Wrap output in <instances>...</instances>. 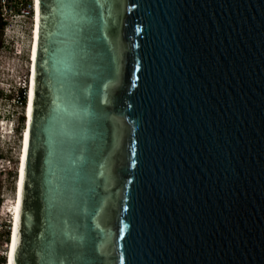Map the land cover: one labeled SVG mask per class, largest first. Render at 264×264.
Wrapping results in <instances>:
<instances>
[{
    "label": "water",
    "instance_id": "water-1",
    "mask_svg": "<svg viewBox=\"0 0 264 264\" xmlns=\"http://www.w3.org/2000/svg\"><path fill=\"white\" fill-rule=\"evenodd\" d=\"M32 65L11 264H264V0H37Z\"/></svg>",
    "mask_w": 264,
    "mask_h": 264
},
{
    "label": "built area",
    "instance_id": "built-area-1",
    "mask_svg": "<svg viewBox=\"0 0 264 264\" xmlns=\"http://www.w3.org/2000/svg\"><path fill=\"white\" fill-rule=\"evenodd\" d=\"M35 6L37 13V0H0V70L20 72L17 75L16 83H14V86H11V89H14L11 100L15 105L19 106L21 110L19 113L21 121L17 123L16 120V122L11 121L10 123L15 129L17 128L18 135L21 132L23 124L22 109L26 101L27 90L25 89V83L28 81L27 66L31 64L30 52L32 48L34 24L36 30ZM14 62H18V64L12 67ZM19 64L21 66H19ZM0 123V125H2V122ZM16 155L17 149L12 159L0 157V179L2 175H9V177L11 175L13 184L16 170ZM9 216L10 215H8L7 226H5L6 234L3 237V251H0L3 262L0 264H4L5 262L6 242L9 233ZM4 223L6 222L4 221Z\"/></svg>",
    "mask_w": 264,
    "mask_h": 264
},
{
    "label": "rangeland",
    "instance_id": "rangeland-1",
    "mask_svg": "<svg viewBox=\"0 0 264 264\" xmlns=\"http://www.w3.org/2000/svg\"><path fill=\"white\" fill-rule=\"evenodd\" d=\"M18 64V62H14L12 67ZM19 66H21L19 64ZM20 73V72H19ZM18 71H3L0 70V153L2 157L7 159H12L15 156V152L19 145V135L17 128L11 132L10 127L11 122L9 120L17 123L19 120L20 107L15 105L11 98L14 94V89H11V86H14L16 83ZM8 82V83H7ZM18 118V119H17ZM9 122V123H8ZM1 124V123H0ZM16 125V123H15ZM12 133V134H11ZM17 156V155H16ZM17 163V160H16ZM15 182V177H14ZM11 180V175H2L0 179V251H3V237L6 234L7 219H8V208L10 207L9 201L13 197L14 193V184ZM4 221L6 223H4Z\"/></svg>",
    "mask_w": 264,
    "mask_h": 264
},
{
    "label": "bare ground",
    "instance_id": "bare-ground-1",
    "mask_svg": "<svg viewBox=\"0 0 264 264\" xmlns=\"http://www.w3.org/2000/svg\"><path fill=\"white\" fill-rule=\"evenodd\" d=\"M35 17H36V6H35ZM33 41L32 48L30 52L31 64L29 61V65L27 66V79L25 83L26 92V101L23 105L22 114L24 115L22 124V129L19 134V145H18V153H17V163L15 170V182H14V193L12 199L9 201L10 207L8 208L9 216V240L6 242V253H5V262L4 264H11L13 247H14V239H15V229H16V221H17V212H18V204H19V195H20V186L22 179V169H23V160L25 156L26 149V141H27V128L29 125L30 119V110H31V100H32V75H33V59H34V46L36 39V30L35 24L33 26Z\"/></svg>",
    "mask_w": 264,
    "mask_h": 264
},
{
    "label": "trees",
    "instance_id": "trees-1",
    "mask_svg": "<svg viewBox=\"0 0 264 264\" xmlns=\"http://www.w3.org/2000/svg\"><path fill=\"white\" fill-rule=\"evenodd\" d=\"M18 119V118H17ZM19 120L21 121V117H19ZM20 121H18V122H20ZM2 155H1V153H0V157H1ZM3 262V258L0 256V263H2Z\"/></svg>",
    "mask_w": 264,
    "mask_h": 264
},
{
    "label": "clouds",
    "instance_id": "clouds-1",
    "mask_svg": "<svg viewBox=\"0 0 264 264\" xmlns=\"http://www.w3.org/2000/svg\"><path fill=\"white\" fill-rule=\"evenodd\" d=\"M10 122H11V120H9ZM8 128H10V130H11V132L13 133V131L15 130V128L13 127V126H10V127H8ZM11 133V134H12ZM8 235H9V233H8Z\"/></svg>",
    "mask_w": 264,
    "mask_h": 264
}]
</instances>
